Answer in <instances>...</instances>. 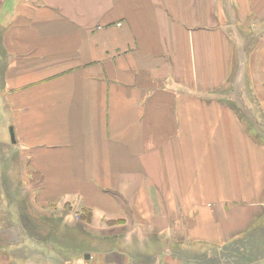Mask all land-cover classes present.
<instances>
[{
  "label": "crops",
  "instance_id": "obj_1",
  "mask_svg": "<svg viewBox=\"0 0 264 264\" xmlns=\"http://www.w3.org/2000/svg\"><path fill=\"white\" fill-rule=\"evenodd\" d=\"M234 13L259 27L242 103L218 98ZM262 14L264 0H0V205L12 174H44L45 201L91 207L88 231L112 238L103 264L187 247L264 264ZM13 221L0 216V264H58Z\"/></svg>",
  "mask_w": 264,
  "mask_h": 264
},
{
  "label": "rangeland",
  "instance_id": "obj_2",
  "mask_svg": "<svg viewBox=\"0 0 264 264\" xmlns=\"http://www.w3.org/2000/svg\"><path fill=\"white\" fill-rule=\"evenodd\" d=\"M226 17V21H228L229 24L232 23L233 20L235 25L237 23L236 26L238 28H235L236 30L232 26L226 28L232 36V39L236 37L237 41V44L233 45V67L235 76L232 77L230 82H227L225 86L220 88L218 98L221 99L220 97L223 94L224 99H227L226 96H228L231 100L239 101L240 103L251 101L252 99H256L254 96L257 94L256 88L252 89V87H249V80L253 53L259 40L256 38L259 34V27L251 23L249 24V22L258 20L257 14L249 16V19H246L247 21L243 20V17L235 13L232 15L228 14ZM261 19L264 20L263 14L261 15ZM242 37H245L247 41H242ZM43 175L44 174H34L31 172L26 174H12L10 180L11 183L13 182L15 188H7L5 192L9 194L10 198L14 196L11 200H13L15 204L6 205L5 203L4 205H0V216L6 213L7 215L15 216L16 222L13 221L12 224L16 225L19 223L17 226H20L19 229L21 230L22 236L18 239H21L20 242L22 245H36L40 248L44 246V248L49 249L48 252H52L51 249L54 248L53 250L57 253L54 254L52 252L47 254L51 259L54 257V260L56 259L58 264H75L76 262L81 264H98L96 260L100 261L99 264H103L104 261H102V258L95 253L105 246L110 245L108 242L112 238L103 236L97 227L96 229L91 228V231H88L90 230V226L83 222L79 214V211L85 207L84 204L75 205L69 198H59L57 201H45L39 194V187L47 184L44 183ZM36 189H38V191H36ZM40 193H43V190H41ZM5 197L7 198L8 196ZM9 202L10 201L7 200V203ZM19 216L24 217L23 220ZM42 216H48L49 219H45ZM123 229L128 231L123 234V242L130 246L134 242L135 236L129 233V227ZM111 231L116 232L114 229H111ZM38 243L44 245H38ZM140 248L143 247L140 245ZM172 248L175 251L182 250L181 246L175 245ZM36 250L37 252L43 251L42 249ZM213 250L214 249L211 248H202L201 256L203 257V255H206L204 260L209 261L208 264H213L210 262L213 256H211V254H214ZM141 251L142 250L139 249V251L133 253V255L138 256L141 259L140 261L146 264H195L193 260L201 258V256H197L200 251L195 252L187 247L188 253H182L180 255H175L171 252H159L154 254V256L150 255L154 257L152 260L153 262H150V260L148 261V259H146L148 254ZM86 254H90V257L86 258ZM255 256L261 257L262 254L255 252Z\"/></svg>",
  "mask_w": 264,
  "mask_h": 264
},
{
  "label": "trees",
  "instance_id": "obj_3",
  "mask_svg": "<svg viewBox=\"0 0 264 264\" xmlns=\"http://www.w3.org/2000/svg\"><path fill=\"white\" fill-rule=\"evenodd\" d=\"M80 216L83 219L84 223L88 225L92 223L93 210L91 207L85 206L79 211Z\"/></svg>",
  "mask_w": 264,
  "mask_h": 264
},
{
  "label": "water",
  "instance_id": "obj_4",
  "mask_svg": "<svg viewBox=\"0 0 264 264\" xmlns=\"http://www.w3.org/2000/svg\"><path fill=\"white\" fill-rule=\"evenodd\" d=\"M10 131H11V135H12V137H15V132H14V128H13V126L10 127ZM85 257H86V258H89V257H90V254H86Z\"/></svg>",
  "mask_w": 264,
  "mask_h": 264
}]
</instances>
